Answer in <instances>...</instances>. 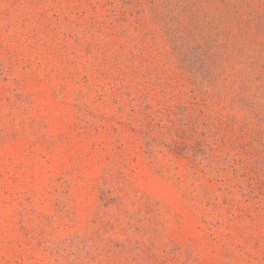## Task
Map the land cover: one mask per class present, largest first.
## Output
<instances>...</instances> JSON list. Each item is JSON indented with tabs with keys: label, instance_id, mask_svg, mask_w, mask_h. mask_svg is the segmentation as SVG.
Returning <instances> with one entry per match:
<instances>
[{
	"label": "rangeland",
	"instance_id": "obj_1",
	"mask_svg": "<svg viewBox=\"0 0 264 264\" xmlns=\"http://www.w3.org/2000/svg\"><path fill=\"white\" fill-rule=\"evenodd\" d=\"M0 264H264V0H0Z\"/></svg>",
	"mask_w": 264,
	"mask_h": 264
}]
</instances>
